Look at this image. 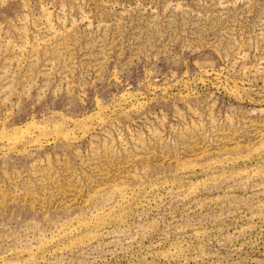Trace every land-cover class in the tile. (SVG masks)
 <instances>
[{
  "label": "rangeland",
  "instance_id": "1",
  "mask_svg": "<svg viewBox=\"0 0 264 264\" xmlns=\"http://www.w3.org/2000/svg\"><path fill=\"white\" fill-rule=\"evenodd\" d=\"M0 264H264V0H0Z\"/></svg>",
  "mask_w": 264,
  "mask_h": 264
}]
</instances>
